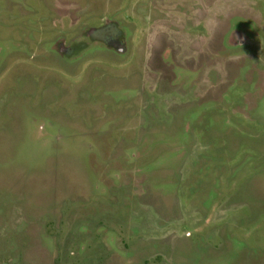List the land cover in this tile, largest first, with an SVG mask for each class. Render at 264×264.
I'll return each mask as SVG.
<instances>
[{
  "label": "rangeland",
  "instance_id": "1",
  "mask_svg": "<svg viewBox=\"0 0 264 264\" xmlns=\"http://www.w3.org/2000/svg\"><path fill=\"white\" fill-rule=\"evenodd\" d=\"M0 264H264V0H0Z\"/></svg>",
  "mask_w": 264,
  "mask_h": 264
},
{
  "label": "flooded vegetation",
  "instance_id": "2",
  "mask_svg": "<svg viewBox=\"0 0 264 264\" xmlns=\"http://www.w3.org/2000/svg\"><path fill=\"white\" fill-rule=\"evenodd\" d=\"M63 46V45H62Z\"/></svg>",
  "mask_w": 264,
  "mask_h": 264
}]
</instances>
